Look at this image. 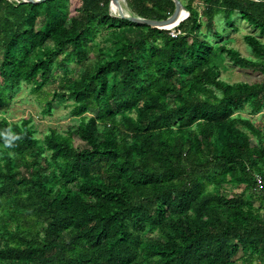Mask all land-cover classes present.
Instances as JSON below:
<instances>
[{
    "label": "trees",
    "instance_id": "16d2710c",
    "mask_svg": "<svg viewBox=\"0 0 264 264\" xmlns=\"http://www.w3.org/2000/svg\"><path fill=\"white\" fill-rule=\"evenodd\" d=\"M78 1L0 0V264H264V132L238 114L264 108V43L244 35L246 57L212 31L238 12L263 35L264 0H180L175 38ZM124 4L157 21L174 10ZM226 58L259 79L225 81ZM57 72L43 113L69 99L77 123L38 139L4 114Z\"/></svg>",
    "mask_w": 264,
    "mask_h": 264
},
{
    "label": "rangeland",
    "instance_id": "374dc122",
    "mask_svg": "<svg viewBox=\"0 0 264 264\" xmlns=\"http://www.w3.org/2000/svg\"><path fill=\"white\" fill-rule=\"evenodd\" d=\"M17 1V0H8ZM187 2L188 0H183ZM202 0L195 1L191 5L197 10L201 11L203 7ZM123 12L129 13L125 7L124 1L120 2ZM78 0H71L70 10L73 11L74 8L78 7ZM116 16V15H114ZM232 25H225L221 15L214 18V29L213 32H221L222 40L228 41L229 44L236 48L242 56L253 57L250 53L248 47L243 41V36L246 34L255 35L261 42L264 43V34L259 35L258 31L253 29L244 20L240 18L238 12H234L232 16ZM210 32V36L213 32ZM99 38H96L98 41ZM213 45L217 44L219 41L209 39ZM93 58H90L87 63H92ZM223 68L221 73V78L227 82H253L259 79V75L256 72L245 71L234 66L228 58L223 62ZM70 73L68 77H76L81 72V66L71 64L69 65ZM62 73L57 72L53 74L50 81L42 89L39 94H32L30 92L29 86L22 84L20 88L15 90L11 95V102L8 110L4 116L11 122H17L24 118H31L32 126L36 131L35 136L41 139L43 135L50 129H54L59 133H65L68 130L73 129L77 123V119L70 115L71 103L69 99L58 98L52 103V108L49 113H43L46 108V101L51 98V93L53 90L57 89L62 82ZM243 117L249 118L256 127H259L264 132V108L261 112L257 114H248L247 108L238 112ZM1 117V114H0ZM229 190H234L235 192L241 191L240 188H228ZM236 264H242L241 253H238L234 258Z\"/></svg>",
    "mask_w": 264,
    "mask_h": 264
},
{
    "label": "water",
    "instance_id": "95a60500",
    "mask_svg": "<svg viewBox=\"0 0 264 264\" xmlns=\"http://www.w3.org/2000/svg\"><path fill=\"white\" fill-rule=\"evenodd\" d=\"M20 1L24 3L36 4V3H42L48 0H20ZM172 1L174 3L173 13L166 19L159 20V21L144 19V18L135 16L133 14L123 12L121 8L120 0H110L109 5H108V10L110 12V7L112 5H115L116 11H117V15L115 17L117 18L125 19L135 24H144L151 28L167 30V29H170V27L172 26H175V25L177 26L181 21L186 19L188 16V12L185 10L180 0H172Z\"/></svg>",
    "mask_w": 264,
    "mask_h": 264
},
{
    "label": "built area",
    "instance_id": "2783aa9c",
    "mask_svg": "<svg viewBox=\"0 0 264 264\" xmlns=\"http://www.w3.org/2000/svg\"><path fill=\"white\" fill-rule=\"evenodd\" d=\"M177 27V26H175ZM175 27H172L170 29H167V31L169 32V36L172 38H175L180 32L178 30H175ZM255 183H256V189L260 190L264 187V177H262L261 175L257 174L254 177Z\"/></svg>",
    "mask_w": 264,
    "mask_h": 264
},
{
    "label": "bare ground",
    "instance_id": "6f19581e",
    "mask_svg": "<svg viewBox=\"0 0 264 264\" xmlns=\"http://www.w3.org/2000/svg\"><path fill=\"white\" fill-rule=\"evenodd\" d=\"M121 1H123V0H120V2ZM123 10V9H122ZM110 13L112 14V15H117V11H116V6L115 5H112L111 7H110ZM183 15H185V14H183ZM185 20V19H184ZM176 26V25H175ZM175 26H172V27H175ZM172 27H170V28H172Z\"/></svg>",
    "mask_w": 264,
    "mask_h": 264
}]
</instances>
